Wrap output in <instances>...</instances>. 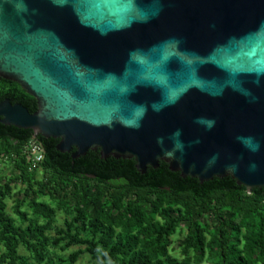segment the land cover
I'll return each instance as SVG.
<instances>
[{
  "label": "water",
  "instance_id": "1",
  "mask_svg": "<svg viewBox=\"0 0 264 264\" xmlns=\"http://www.w3.org/2000/svg\"><path fill=\"white\" fill-rule=\"evenodd\" d=\"M0 122L74 158L264 187V0H0Z\"/></svg>",
  "mask_w": 264,
  "mask_h": 264
},
{
  "label": "trees",
  "instance_id": "2",
  "mask_svg": "<svg viewBox=\"0 0 264 264\" xmlns=\"http://www.w3.org/2000/svg\"><path fill=\"white\" fill-rule=\"evenodd\" d=\"M6 98L37 109L19 83L0 77V101ZM33 138L44 148L38 168L24 151ZM58 142L0 122V164L11 166L0 181V264H77L84 253L87 264H264V187L248 191L230 176L201 182L164 161L141 173L134 159L103 158L99 150L74 158L75 149L61 152ZM15 194L24 227L6 210ZM58 210L71 213L62 226L54 225ZM73 245L83 247L50 254Z\"/></svg>",
  "mask_w": 264,
  "mask_h": 264
},
{
  "label": "rangeland",
  "instance_id": "3",
  "mask_svg": "<svg viewBox=\"0 0 264 264\" xmlns=\"http://www.w3.org/2000/svg\"><path fill=\"white\" fill-rule=\"evenodd\" d=\"M11 173V166L8 164L7 161L4 160L3 163L0 164V181L2 180V178H4V176H7ZM2 182V181H1ZM17 189V188H16ZM15 197H16V194L13 195V197L11 198H8L7 199V212L15 218L16 220V223L17 224H20L22 225L23 227L24 226H27L29 224V220H26L25 222H23L20 217L18 215L15 214L14 212V204H15ZM37 197H39L40 200H47V197L45 196H41V195H37ZM52 203V202H50ZM22 209H25L29 212V217L30 218H35L33 215H32V212H31V209H30V206L25 203L22 207ZM71 216V213H66L65 211H62V210H58L57 211V214H56V218H55V221H54V225L56 226H62L64 225V220L66 217H70ZM43 220L40 218V222H42ZM54 230H52L50 232V235H54ZM174 244H173V247L176 249L173 251V254L175 255H179L180 253V249H179V241L181 239V236L179 234H176L174 237ZM79 247H83V246H77V245H73L72 247L66 249L65 251L63 250H60V248L56 247V248H51L50 250V254L52 257L56 258L58 256H67L69 254V252L75 250V249H78ZM19 251L23 254H26L27 252L24 250V248L22 246L19 247ZM29 254V253H28ZM89 259H90V255L88 253H84L80 256V259L78 261L77 264H87L89 262Z\"/></svg>",
  "mask_w": 264,
  "mask_h": 264
},
{
  "label": "built area",
  "instance_id": "4",
  "mask_svg": "<svg viewBox=\"0 0 264 264\" xmlns=\"http://www.w3.org/2000/svg\"><path fill=\"white\" fill-rule=\"evenodd\" d=\"M24 151L29 157L32 166L38 168L40 162L44 158V148L42 144L33 138L26 143Z\"/></svg>",
  "mask_w": 264,
  "mask_h": 264
},
{
  "label": "flooded vegetation",
  "instance_id": "5",
  "mask_svg": "<svg viewBox=\"0 0 264 264\" xmlns=\"http://www.w3.org/2000/svg\"><path fill=\"white\" fill-rule=\"evenodd\" d=\"M2 101V100H1Z\"/></svg>",
  "mask_w": 264,
  "mask_h": 264
}]
</instances>
